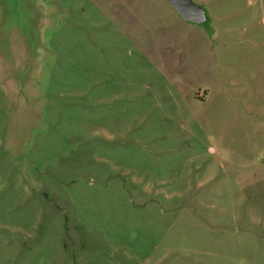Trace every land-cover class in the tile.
Segmentation results:
<instances>
[{
    "label": "rangeland",
    "instance_id": "374dc122",
    "mask_svg": "<svg viewBox=\"0 0 264 264\" xmlns=\"http://www.w3.org/2000/svg\"><path fill=\"white\" fill-rule=\"evenodd\" d=\"M0 0V264H264V0Z\"/></svg>",
    "mask_w": 264,
    "mask_h": 264
},
{
    "label": "water",
    "instance_id": "95a60500",
    "mask_svg": "<svg viewBox=\"0 0 264 264\" xmlns=\"http://www.w3.org/2000/svg\"><path fill=\"white\" fill-rule=\"evenodd\" d=\"M180 18L187 22L207 26L210 22L208 11L194 0H167Z\"/></svg>",
    "mask_w": 264,
    "mask_h": 264
},
{
    "label": "trees",
    "instance_id": "16d2710c",
    "mask_svg": "<svg viewBox=\"0 0 264 264\" xmlns=\"http://www.w3.org/2000/svg\"><path fill=\"white\" fill-rule=\"evenodd\" d=\"M208 25H209V24H208ZM208 25H207V26H208Z\"/></svg>",
    "mask_w": 264,
    "mask_h": 264
}]
</instances>
